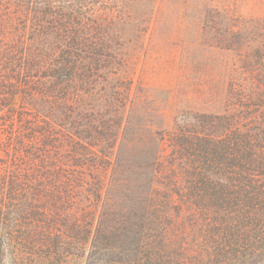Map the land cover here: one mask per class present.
Masks as SVG:
<instances>
[{
  "label": "trees",
  "instance_id": "16d2710c",
  "mask_svg": "<svg viewBox=\"0 0 264 264\" xmlns=\"http://www.w3.org/2000/svg\"><path fill=\"white\" fill-rule=\"evenodd\" d=\"M176 1L0 0V264H264V11L199 4L243 78L158 137L137 50Z\"/></svg>",
  "mask_w": 264,
  "mask_h": 264
},
{
  "label": "rangeland",
  "instance_id": "374dc122",
  "mask_svg": "<svg viewBox=\"0 0 264 264\" xmlns=\"http://www.w3.org/2000/svg\"><path fill=\"white\" fill-rule=\"evenodd\" d=\"M206 1L219 3V0H180L168 5L156 32L137 50L138 81L148 96L144 113L151 115L148 126L159 131L158 137L164 134L162 130L166 129L165 133L175 130L177 123L191 112L206 108L222 111L225 88L238 66V63L233 66L238 60L234 53L214 48L200 32L197 10ZM263 2L230 0L237 13L246 17L261 14ZM238 73L234 76L239 77ZM155 146L154 138L151 141L148 135L145 146L141 145L142 155L139 153L136 160L143 183L149 184L143 177L152 175L154 164L149 165L152 155L148 151L153 152Z\"/></svg>",
  "mask_w": 264,
  "mask_h": 264
}]
</instances>
